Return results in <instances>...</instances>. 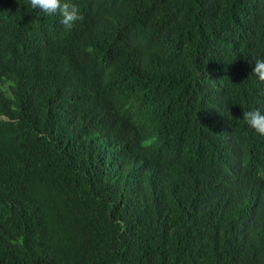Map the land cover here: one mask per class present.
<instances>
[{
    "label": "trees",
    "instance_id": "trees-1",
    "mask_svg": "<svg viewBox=\"0 0 264 264\" xmlns=\"http://www.w3.org/2000/svg\"><path fill=\"white\" fill-rule=\"evenodd\" d=\"M68 2L0 0V264H264V0Z\"/></svg>",
    "mask_w": 264,
    "mask_h": 264
},
{
    "label": "clouds",
    "instance_id": "clouds-1",
    "mask_svg": "<svg viewBox=\"0 0 264 264\" xmlns=\"http://www.w3.org/2000/svg\"><path fill=\"white\" fill-rule=\"evenodd\" d=\"M28 4L32 9L49 17L58 14L61 23L69 29L81 18L78 8L68 0H28ZM252 75L257 81L264 82V58L255 60ZM238 120H242L255 134L264 136V108L250 107L243 111L242 118ZM153 139L145 140V146L151 144Z\"/></svg>",
    "mask_w": 264,
    "mask_h": 264
}]
</instances>
